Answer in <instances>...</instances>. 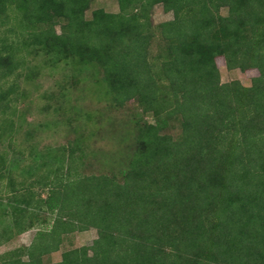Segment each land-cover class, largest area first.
Returning <instances> with one entry per match:
<instances>
[{
  "label": "trees",
  "instance_id": "obj_1",
  "mask_svg": "<svg viewBox=\"0 0 264 264\" xmlns=\"http://www.w3.org/2000/svg\"><path fill=\"white\" fill-rule=\"evenodd\" d=\"M115 1L117 13L96 9L86 21L92 0H0V21L10 14L30 30L27 49L100 72L114 105L135 100L153 119L138 127L122 181L78 175L72 144L35 152L39 165L20 172L46 168V197L10 186L0 214L9 211L11 225L0 244L35 221L41 229L0 264H45L68 235L89 229L97 234L91 245L48 264H264V0ZM157 5L172 20L154 26ZM217 58L258 76L249 86L221 83ZM16 67L0 56V77ZM43 212L55 217L48 226Z\"/></svg>",
  "mask_w": 264,
  "mask_h": 264
},
{
  "label": "rangeland",
  "instance_id": "obj_2",
  "mask_svg": "<svg viewBox=\"0 0 264 264\" xmlns=\"http://www.w3.org/2000/svg\"><path fill=\"white\" fill-rule=\"evenodd\" d=\"M96 9L108 13L119 11L115 0H92L85 14L86 21L90 20ZM221 14L226 15L227 10L222 9ZM172 18V13H166L161 5L155 6L150 16L154 26ZM54 29L60 33L59 24ZM29 31L21 29L13 15L8 14L0 21V56H10L17 64L8 76L0 77V93L6 97L0 104L4 111L0 112L2 209L13 195L12 184L21 195L29 190L37 200L39 196L42 199L46 197L48 188H42L40 184L46 168L40 167L30 176L20 172L26 168L32 169L33 164L39 165L31 158L35 152L44 153L72 144L77 147L74 165L78 175L114 176L122 181L121 173L134 150L138 127L143 122H153L150 112H144L135 100L128 101L122 107L114 105L100 87V72L87 69L79 73L67 60L51 63L42 51L27 49L24 42L28 40ZM151 50L152 53L157 51L155 42ZM148 56L150 62V51ZM216 63L221 83L239 81L249 86L251 80L258 76L256 70L241 72L226 69L223 58H217ZM176 131L169 130L170 133ZM15 162H18V168L11 172ZM68 163L65 157L64 168ZM49 164L54 169L52 160H49ZM21 195L17 194L19 197ZM9 213L0 214V231L5 225H11ZM50 216L40 213V220L46 219L48 226L55 218L54 215ZM38 223L35 221L29 231L12 236L9 241L0 244V255L20 246H28L41 229ZM96 238L95 229L68 235L61 250L46 255L43 262H59L64 250L91 245Z\"/></svg>",
  "mask_w": 264,
  "mask_h": 264
}]
</instances>
